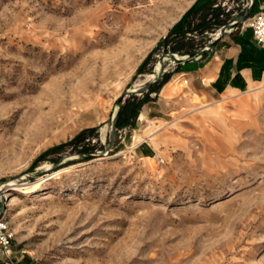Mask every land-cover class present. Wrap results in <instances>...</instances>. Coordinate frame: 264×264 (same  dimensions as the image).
Wrapping results in <instances>:
<instances>
[{
    "label": "rangeland",
    "instance_id": "obj_1",
    "mask_svg": "<svg viewBox=\"0 0 264 264\" xmlns=\"http://www.w3.org/2000/svg\"><path fill=\"white\" fill-rule=\"evenodd\" d=\"M199 1L0 0V264H264V85L180 76L111 132Z\"/></svg>",
    "mask_w": 264,
    "mask_h": 264
},
{
    "label": "crops",
    "instance_id": "obj_2",
    "mask_svg": "<svg viewBox=\"0 0 264 264\" xmlns=\"http://www.w3.org/2000/svg\"><path fill=\"white\" fill-rule=\"evenodd\" d=\"M207 1H199L190 8L180 31L186 28V17L190 11ZM217 2H221V0H217ZM221 4L223 6L222 2ZM257 12H264V0H253L252 12L249 17ZM219 28L214 31H205L203 34L212 35L216 31L219 32ZM187 35L191 34L187 33ZM196 36L194 35L195 38ZM174 63L175 69L179 71L177 76L169 78L157 93L162 90L168 91L180 76H186L195 90L200 87L201 92L213 99L217 95L245 93L258 85H264V48L256 43L252 29L248 25L244 27L237 25L222 34L216 44L204 55ZM187 79L183 82L187 83ZM254 96L257 94L255 93ZM143 118H145L144 114L141 113L138 119L142 120Z\"/></svg>",
    "mask_w": 264,
    "mask_h": 264
},
{
    "label": "trees",
    "instance_id": "obj_3",
    "mask_svg": "<svg viewBox=\"0 0 264 264\" xmlns=\"http://www.w3.org/2000/svg\"><path fill=\"white\" fill-rule=\"evenodd\" d=\"M244 10H241L242 13ZM233 19L231 9L224 8L221 2L217 0H208L207 2L194 7L186 17V28L179 31L176 35L186 41V43L173 42L168 48V52L179 54H190L203 47L205 42L195 43L194 35H203L205 31H214L222 25L228 24ZM190 33L191 35H187ZM148 57L143 61L141 66L146 62ZM142 67L139 68L141 72ZM170 78V74L162 76L154 83L142 91L141 97L131 93L124 99L116 117V128L132 126L141 107L149 102L150 94L157 93L161 86ZM86 131L80 132L75 139H80Z\"/></svg>",
    "mask_w": 264,
    "mask_h": 264
},
{
    "label": "water",
    "instance_id": "obj_4",
    "mask_svg": "<svg viewBox=\"0 0 264 264\" xmlns=\"http://www.w3.org/2000/svg\"><path fill=\"white\" fill-rule=\"evenodd\" d=\"M252 6H253V2L251 3V5L249 7H247L245 9V11L243 13H241L240 15L236 16L235 19L233 20L232 23H229V24H226L224 25L222 28H220L219 30V35H216V37L210 41L206 46H203L201 48H199L198 50H196L195 52L193 53H190V54H187V55H180V54H176V53H166V54H162L159 58V63L161 64V68L160 70L157 72L156 74V77H154L152 79L151 82L147 83L146 85H142L140 87H137L136 89L134 90H126L125 93L118 99V102H117V109L114 113V115L112 116L111 118V132L113 134V132L115 131L116 129V117H117V114H118V111H119V108L120 106L123 104L124 102V99H125V95H130L131 93H136V92H142V91H145L147 90V87L149 85H151L152 83L156 82L163 74L164 72V66H163V62L165 61V57L166 56H170V58L174 61V62H184L186 60H189V59H193L197 56H202L204 55L207 51H209V49H211L215 44H216V41L218 40V38L227 32V29L229 28H233L237 25H239L240 23H242L243 21H245L249 15L251 14L252 12ZM176 55L178 56H181V57H177ZM35 176V175H33ZM3 210V208H1ZM2 214V211L0 213V215Z\"/></svg>",
    "mask_w": 264,
    "mask_h": 264
},
{
    "label": "built area",
    "instance_id": "obj_5",
    "mask_svg": "<svg viewBox=\"0 0 264 264\" xmlns=\"http://www.w3.org/2000/svg\"><path fill=\"white\" fill-rule=\"evenodd\" d=\"M249 3L242 10H245L251 5L253 0H248ZM238 16V15H237ZM234 19L228 22L232 23ZM241 27L248 25L252 29L253 37L257 44L264 48V12H257L248 17L245 21L239 24ZM222 25L220 28H222ZM220 28L218 30H220ZM231 28L227 29L230 30ZM206 46V44L204 45ZM199 57V56H197ZM11 234L9 233L7 226L0 215V255L9 257L12 253L11 249Z\"/></svg>",
    "mask_w": 264,
    "mask_h": 264
},
{
    "label": "bare ground",
    "instance_id": "obj_6",
    "mask_svg": "<svg viewBox=\"0 0 264 264\" xmlns=\"http://www.w3.org/2000/svg\"><path fill=\"white\" fill-rule=\"evenodd\" d=\"M177 57H181V56H178V55H176ZM167 57H165L164 59H166ZM157 65H158V67L156 68V71H154V77H156V74H157V72L160 70V68H161V64L159 63V62H157ZM153 77V78H154ZM152 78V79H153ZM134 89H136V87H134V88H131L130 90H134ZM117 109V108H116ZM116 109H115V111H116ZM115 113V112H114ZM141 118H142V116H141ZM14 190H17V191H19L20 189H19V187L18 186H15L14 187ZM1 193V192H0Z\"/></svg>",
    "mask_w": 264,
    "mask_h": 264
}]
</instances>
